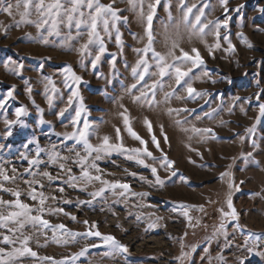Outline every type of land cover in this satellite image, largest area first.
<instances>
[{"label":"rangeland","instance_id":"rangeland-1","mask_svg":"<svg viewBox=\"0 0 264 264\" xmlns=\"http://www.w3.org/2000/svg\"><path fill=\"white\" fill-rule=\"evenodd\" d=\"M12 2L15 3V0ZM99 2L110 4L113 0ZM62 3L65 7H71L67 0H62ZM148 3H154V0H143L145 13ZM193 5L195 7L188 20L183 21L186 9ZM241 5L237 11V6ZM113 7L121 9L119 15L127 17V21L121 19L113 27L110 19V35L98 24L107 51L95 68L91 62L99 50L98 44L89 45L91 55L82 57L78 51L88 40L84 25L77 30L61 24L60 35L49 36V43L45 44L40 42L39 32L34 25L11 26L13 17L0 12V100L4 101L3 107H0V167L6 169L9 176L16 177L14 181H4L0 177V183L5 188L19 190L24 203L37 205L38 201L31 200L27 195L30 187L25 181L39 180L44 187H33L48 197L45 207L63 208L77 218L72 220L63 213L46 212L45 219L52 224L63 223L67 228L81 232L87 227L82 223L83 220L90 223L95 221L100 232L114 235L128 246L127 253L114 257L102 256L108 251L107 247L90 248L84 256L70 264H241V261L243 264H264V117L257 119L260 115L259 105L264 103V11H261L264 9V0H228L227 13L221 0H160L153 18L155 49L161 52L167 50L164 39L168 35L178 39L180 47L186 51L198 48L205 60L204 65L193 68L179 85L176 84L174 71L164 77L159 76V68L151 52L146 57L148 72L138 82V75L133 74L132 68L141 54L135 49L143 48L147 43L145 25L139 16V3L134 7L129 0H115ZM81 10L86 19L89 11L86 4ZM201 10L204 14L200 25L193 28L195 17L200 15ZM20 11H23V6ZM19 18L17 14L15 19ZM30 18H37L34 10ZM225 19L228 20L227 26L221 24L219 28L221 47L213 48L214 54L210 55L204 41L208 45L217 42L214 24ZM209 21L213 24L205 29L206 35L201 38L197 30ZM4 28L8 29L7 33ZM116 28L122 34V45L117 43ZM27 33L32 35L28 36ZM241 33L247 38V43ZM229 40L235 45L234 52L227 51ZM176 54H180L179 50ZM9 61L23 64L24 67L13 71ZM169 62H172L171 58ZM68 65L82 77L78 85L66 80L64 69ZM179 66L185 70L192 67L191 63ZM138 71L142 72L143 66ZM153 81H159L154 89V101L151 92L146 98L135 100L134 97L139 96L141 91H148L145 86H150ZM132 84H137V87L130 91ZM188 84L197 91H207L208 95L190 98L186 91ZM28 88H31V92ZM77 88L86 106L79 127L83 126L84 120L93 126L89 129V140L93 145L100 143L104 135L110 136L112 143L121 142L115 132L119 128L126 148L144 147L128 133L120 115L125 109L134 131L148 142L149 151L160 157V151L151 140L155 133L161 148L175 161L173 169L165 170L158 159L153 160L146 155L140 158L146 164L157 167L159 175L166 179L163 187L154 183L149 168L129 159V154L123 152H113L97 160L101 173L93 171V174H101L103 179L109 181L128 183L131 189L124 197L119 195L121 189H115L106 191L103 198L92 200L88 193L98 190L102 186L100 182L94 181L87 185L86 191L65 183L68 179L67 168H71L77 176L80 174L78 165L73 163L77 160L76 153L85 155L82 144L58 135L71 133L75 128L72 121L79 109V102L74 98L69 105L68 97ZM9 91L12 92L11 97L7 95ZM165 93L174 95L165 101ZM49 96L52 97L51 105L48 103ZM235 97L241 99L236 100ZM38 107L43 109V113ZM17 108H25L26 114L19 118L20 122L9 127L6 120H17ZM169 108L195 111L177 115L169 114ZM64 109V115L60 116L59 112ZM205 113L211 115L205 116ZM41 117L48 123L41 124ZM145 118L152 122L151 132L145 124ZM177 120L186 122L177 124ZM193 126L211 128L215 135L184 131ZM249 128L253 129L252 132L246 131ZM9 131L11 135H7ZM165 132L167 142L163 139ZM53 145L61 157L67 156L69 159H60L57 164L50 163L49 153ZM37 147L45 149L39 155L43 163L32 166V172H50L53 176H61L60 180L49 181L42 175L30 176L25 172L30 167L28 160L36 157ZM73 148L74 151H69ZM249 152L252 153L251 157L242 155ZM60 163L65 164V170L59 168ZM13 168L16 169L15 173L12 172ZM172 170L176 171L175 176H171ZM133 172L137 175L130 174ZM223 172L231 176L221 179L220 174ZM141 176L147 179L141 180ZM231 179L239 186L238 191H231L233 203L240 214L239 223L246 225L240 229L235 227V222L222 221L219 212L221 207L228 210L225 201ZM80 183L83 184L82 181ZM61 187L63 192L59 191ZM132 192H146L149 195L134 196ZM0 196L5 200L15 199L2 189ZM66 200L72 203H64ZM77 200H92V203L78 204ZM181 203L204 206V211L188 209L195 227L188 226V220L179 208ZM3 210L7 214L9 209ZM153 223L156 227L149 228ZM221 223H225L226 228L217 231ZM249 230L258 234L260 239H250ZM42 231L47 233V238L37 228L27 226L23 229L25 235L33 237L29 247L38 256L22 257L15 264H52L40 257L51 256L60 260L79 252L87 244L100 243V238L90 237L78 238V242L65 245L51 239V230ZM0 233L11 235L4 228H0ZM14 246L20 247V244H5L0 236V247L11 249ZM248 248H255V251L249 252ZM182 252H188L189 255L183 261H177L175 257Z\"/></svg>","mask_w":264,"mask_h":264},{"label":"snow or ice","instance_id":"snow-or-ice-1","mask_svg":"<svg viewBox=\"0 0 264 264\" xmlns=\"http://www.w3.org/2000/svg\"><path fill=\"white\" fill-rule=\"evenodd\" d=\"M68 3L71 4V7H65V4L62 3V0H15V3L12 2V0H0V12L6 13L8 16L13 17V25L11 26H20L22 24H32L34 25L38 32H39V40L42 43H49L48 37L55 35H60L59 32V26L61 24H65L69 29L72 27H75L77 30L81 28L82 25H84L87 28V36L88 40L86 43L82 44L78 51L80 52L81 56L83 57L85 54L91 55V52L89 51V45L92 44H98L99 50L97 54L95 55L94 59L92 60V67L95 68L97 63L99 62L101 56L107 51L106 45L104 43V37L101 35L100 31L98 30V24L102 25L103 31L105 33H108L110 35L109 31V23L110 19L112 22L113 27L116 25L118 21L123 19L124 21H127V17H121L119 13L122 11L119 8L113 7V4L115 3V0H113L110 4H102L99 2V0H67ZM225 13L228 12V0H221ZM129 3L132 4L134 7L139 3V16L141 21L144 23V32L147 37V43L144 45L143 48H137L135 51L138 54H141L140 59L136 62V66L132 68V72L134 75H138V82L142 81L144 79V74L148 72L149 69V63L147 60V55L149 52L152 53V57L156 63V65L159 68V76L164 77L165 75L169 74L171 71L175 72V79L176 84L179 85L181 81H184L185 77L189 76V73L192 72L193 68L199 67L201 65L205 64L204 57L202 56L200 50L196 47L191 48L190 51H186L184 48L180 47V43L178 39L173 38L171 36L166 35L164 39V46L167 49L164 52L157 51L154 47L155 37L153 33V18L156 14V8L160 4V0H154V3H148V11L145 13L144 7H143V0H129ZM86 4V7L89 9L87 13V18L85 19V13L81 10V7ZM21 6H23V11H20ZM195 7L193 5L192 7H188L186 9V12L183 16V21L188 20L189 14L192 12V8ZM241 6H237V11H239V8ZM14 9L16 10L14 12ZM33 10L37 14L36 19H31ZM261 11H264V9H261ZM19 15V20L15 19L16 15ZM203 10L200 11V15H197L195 17L196 24L192 25L193 28H196L197 25H200L201 17L203 16ZM2 23V22H0ZM228 20L225 19L224 21H217L214 24V27L216 29L215 36L217 39V42L214 45H208L207 41L205 40L204 43L208 47L209 54L213 53V48H219L221 45L219 44V38H220V32L219 28L221 24L224 26H227ZM213 24L212 21H209L206 24H202L198 28V33L203 38L206 35L205 29L209 28V25ZM5 33H7V28L3 29ZM117 32V43L119 45L123 44V41L121 39V35L119 33V29L116 28ZM78 31V35H79ZM28 36H31V33H27ZM243 37V34H240ZM142 39V38H140ZM227 39V37H225ZM245 42L247 43V38L243 37ZM229 48L227 51L234 52L235 51V45L231 43V41H228ZM249 46H251L249 44ZM177 50H179V55H177ZM171 58V63L169 62V59ZM43 59V58H42ZM47 59H50L48 57ZM8 63L13 65L12 70H22L23 64H16L14 61H9ZM191 63L192 67L187 68L186 70L183 69L181 64ZM115 65V59H113V66ZM8 67V64L5 65ZM143 66V71L139 72L138 69ZM40 67L42 68L43 65L41 64ZM64 72L66 74V80H71L75 84H79L82 81V77L77 75L76 72L73 70L71 65H68ZM207 75V73H205ZM45 79H49V77H46ZM159 81H153V83L150 86H145L148 88V91H141L139 96H135L134 99L139 101L142 97H147L148 93L151 92L153 96V101L155 98V92L154 89H156ZM215 83V81H213ZM15 86H13L14 88ZM137 84H132L131 88L129 89H136ZM28 91L31 92V88H28ZM188 96L190 98L208 95L207 91L200 92L197 91L195 88L191 86V84H188L186 89ZM9 97L12 96V92L9 91L7 94ZM174 95V93H165V101L171 96ZM74 98L78 100L79 102V109L75 112V117L72 121L73 125L75 126L74 130L71 133H63L58 135H63L66 139H74L76 144H82L85 155L81 156L79 152L76 153L77 160L73 161V163L77 164L80 169L79 176L72 173L71 168H67V175L68 179L65 181L70 187L72 188H81L82 190H87V185L91 184L94 181L100 182L102 185L98 190L89 192L88 195L92 197V200H95L96 198H103V195L108 190H115V189H121L122 191L119 193L121 197H124L127 192L130 191L131 186L128 183H123L120 180L116 181H109L106 179H103V176L101 174H93V171L96 173H101V169L96 164L97 160L102 159L106 155H110L113 152H123L127 153L129 159L136 160L139 164L144 165L145 167L149 168L151 170V173L154 176V183L156 185H159L161 187L164 186L166 179L162 178L159 173L156 166L152 164H146V161L144 159H141V155H146L148 157H151L153 160H159L160 166L164 168L165 170L173 169V165L175 164V161L171 160L167 153L164 152V150L161 148L160 140L156 137L155 133L152 134L151 140L154 143L155 147L160 151L161 155L160 157H156L153 155L151 151H149L147 147V141H145L137 132L134 131L131 125V120L128 115H126L127 109H125L123 112L120 113V115L123 117L124 125L126 126V129L128 133L135 138L136 140L140 141L142 145H144L143 148H126L122 142V137H120V129L116 128L115 132L117 137L120 139L121 142L119 143H112L111 137L108 135H104L100 143L93 145L90 143L89 140V129L93 128L91 124L87 120H84L83 126L79 127L80 124V117L82 112L86 111V106L84 104L83 97L80 95L78 88L76 90L72 91V94L68 97V103L71 105L73 103ZM257 98H259L257 96ZM236 100H240L241 97H235ZM48 103L52 104V97H48ZM4 101L0 100V107H3ZM123 107V106H122ZM38 110L43 113V109L38 107ZM64 111L66 109L61 110L59 112L60 116L64 115ZM169 114L176 113L177 115L180 112H192L195 111L194 109H174L169 108L168 110ZM215 109H213V112ZM16 117L17 120H6V124L10 127L11 125L20 122L19 118L22 115L26 114L25 108H17L16 109ZM259 119L260 117H264V103L259 105ZM205 116L211 115V113H205ZM186 121L177 120V124H183ZM40 123H48L45 121L42 117L40 120ZM145 124L147 125L149 131H152V122L145 118ZM161 130L163 131V125L160 126ZM196 134H211L215 135L213 129L211 128H195L194 126L191 129H184V131H189ZM252 128L246 129L247 132H252ZM7 135H11V131L7 133ZM163 139L165 142L168 140L167 133H163ZM243 139V137H241ZM2 147V146H0ZM55 145L52 146V151L49 153V161L52 164H57V161L62 159L64 161H67L69 157L64 156L61 157L58 152L55 151ZM190 147V145H189ZM195 151V149H193ZM45 151V149L37 147L36 150V157L28 160L29 168L25 169V172L28 173L30 176H35L37 174L42 175L44 177H47L49 181H55L60 180L61 176H53L50 172H43V173H33L32 172V166H39L41 163H43L42 160L39 159V155L41 152ZM69 151H74L73 149H69ZM202 155V154H201ZM247 157H251L252 153L249 152L247 154H242ZM24 159H27V157H23ZM194 162V161H193ZM258 163V162H257ZM59 168L61 170H65V164L60 163ZM12 172L15 173L16 169L13 168ZM131 175L135 176L136 173H130ZM176 171H171V176H175ZM225 176H231L228 172H223L220 174L221 179H223ZM0 177L3 178L4 181H14L16 179L15 176H9L7 174V170L3 167H0ZM171 177H168L167 179H170ZM141 180H146V177L141 176ZM83 182L81 184L80 182ZM30 187V191L27 192V195L31 198L33 201H38L37 205H30L28 203H24L20 197L22 193L19 190H13L11 188H5L2 183H0V189H2L6 193H10L15 197L14 200H5L2 196H0V228L7 229L9 234H3L0 233V236H2V242L8 245H16L17 243L20 244V247H12L11 249L0 247V264H15V262L25 256H31V257H37L38 253L33 251L31 247H29V241L33 238L31 235H25L23 233V229L27 226H31L33 228H37L38 231H41V234L45 235L47 238V233L43 232L44 229H49L52 231L53 235L51 239L56 243H62V244H69V243H75L78 242V238L80 239H88L90 237H97L100 238V243H93V244H87L84 247L80 249L79 252L74 253L72 256H66L63 257L60 260H56L54 257L51 256H45L40 257V259L51 261L52 264H70V262H74L76 259H78L80 256H84L90 248H99V247H107L108 251L103 253V257H114L116 254L121 253H127L128 252V246L126 244H123L121 241H119L114 235L111 234H104L99 231L97 222H89L88 220H83L82 223L87 226L86 230L81 231H74L70 228H67L66 225L63 223L61 224H52L49 220L44 218V213L49 214H56V213H63L66 216H69L72 220H76V216L72 215L71 213H67L64 211L63 208H53V207H45L46 200L48 197L45 196L43 191H37L36 187H33V185H39L42 189L44 186L40 184L39 180H28L25 181ZM148 183H153V181H148ZM240 183H243L241 181ZM229 188L230 191L226 195V207L227 211H225L224 207H221L219 209V212L221 213V220H227L229 223L235 222V227L237 229L246 227V225H241L239 223L240 220V214L237 211L233 199H232V191L231 189L239 190V186L235 184L234 179H231L229 182ZM60 192H63L64 189L61 187L59 189ZM134 196H147L149 193L146 192H132L131 193ZM53 200L56 199V197H52ZM92 200H77L78 204H91ZM64 203H72L70 200L64 201ZM4 208L9 209L7 211V214H5ZM179 208L183 210V215L188 220V226L189 227H195V225L192 224L193 217L189 215L188 209L190 208H198L200 211H204L203 205H189L186 203H181L179 205ZM15 209V210H12ZM35 213V214H33ZM139 219V217H138ZM162 219V217H161ZM9 225H15L14 227H10ZM156 224H150L149 228H155ZM226 228L225 223H221L219 225L220 230H224ZM19 233V235H17ZM184 235H187V232L184 233ZM249 238L253 239L255 241H258L260 239V236L258 234L253 233L251 230H249ZM247 243V241H246ZM195 246H193L194 248ZM249 252H254L255 248H248ZM261 254V253H257ZM189 255L188 252H182L180 256L175 257L177 261H183L187 256ZM222 259V257H221ZM241 264H243V261H241Z\"/></svg>","mask_w":264,"mask_h":264}]
</instances>
